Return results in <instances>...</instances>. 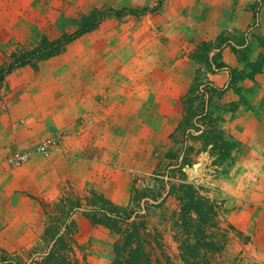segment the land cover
Wrapping results in <instances>:
<instances>
[{"label":"rangeland","instance_id":"374dc122","mask_svg":"<svg viewBox=\"0 0 264 264\" xmlns=\"http://www.w3.org/2000/svg\"><path fill=\"white\" fill-rule=\"evenodd\" d=\"M60 3L21 0L4 12L14 28H0V68L19 64L0 80V264H125L115 262L118 214H145L153 241L143 264H264V165L253 168L242 142L264 115V0L218 11L185 0H63V12ZM80 30L58 54L34 51ZM124 53L133 79L179 62L181 86L140 91L136 78L99 92L113 99L102 107L83 86L63 89L96 58L123 82ZM96 110L114 116L93 124L99 146L65 162V138L93 142L85 127Z\"/></svg>","mask_w":264,"mask_h":264},{"label":"crops","instance_id":"0c3cea01","mask_svg":"<svg viewBox=\"0 0 264 264\" xmlns=\"http://www.w3.org/2000/svg\"><path fill=\"white\" fill-rule=\"evenodd\" d=\"M21 0H0V28L11 30L14 28L13 23H9L7 20V17L5 16L4 12L7 10L11 11H19V3ZM184 0H174V3H180L182 4ZM189 5H195L199 4L201 7H205L208 10L212 11H218V10H226L228 7H237L244 5L245 0H185ZM60 11L63 12V0H60ZM103 3V2H102ZM99 2V4H102ZM183 5V4H182ZM200 8V7H199ZM203 9V8H201ZM12 21V19H11ZM261 30L264 32V25H262ZM13 32V31H12ZM178 44V43H177ZM129 46V45H128ZM131 48V46H129ZM226 51V50H224ZM114 53V52H113ZM120 58L119 55L115 54L112 57L113 59ZM110 59V58H109ZM132 60L131 54H125L122 60L118 61L120 62L118 64V67L123 69L125 71V75L128 77L124 78L123 82H116V78L114 77L116 75V68L113 67L115 63H112L108 61L106 63L107 66L100 68L99 67V58L94 59L92 66L90 69L81 68L79 69L80 72L77 73L74 80L67 79L65 80L63 89L65 91L73 90V88L82 87L83 89L87 88L88 90H91L93 92V96H97V99L91 101V104H95L94 106L102 107L104 104L105 106H114L113 99L112 98H104L102 100H99L98 97L100 96L99 92L103 91H109L119 89H124L126 87L131 88V84L136 82V78H139V81L136 82L137 85H139L140 91H159L161 88H165L166 86H171L172 89L176 88L178 86H181V75H184V69L179 65V62L173 61L170 65L165 64L163 61L160 63H156V67L153 68V74L152 78L150 79H142L140 76L148 75L149 72H147L146 68L137 69V73L140 74L139 77H135L133 79V68H131L130 62ZM130 65V66H129ZM112 75V78L110 77ZM150 75V74H149ZM144 78V77H143ZM215 78V77H213ZM258 83L261 85V88L263 89V95H264V77L262 73H258ZM227 85V83H225ZM130 85V86H129ZM262 95V94H261ZM68 97V95H66ZM135 101V100H134ZM140 101V100H139ZM63 108L65 107L66 110L64 112L68 114V111L70 108H72L71 101H69L66 97L64 99ZM70 107V108H69ZM72 110V109H71ZM70 110V111H71ZM73 111V110H72ZM100 110H96L93 112V119L91 123H89L85 128H89V130L92 131V134H95V138H93V142H85L83 145L80 146V143H76L73 141L72 138H65L63 140V160L65 162L70 161L71 158L77 149H84L86 146L89 148L91 146H99L96 141L100 140V137L98 133L94 132L92 130V127L95 122H99L102 119L106 120L107 123L111 122L114 119V116L110 115V111L107 112V114L100 115ZM77 112V111H76ZM75 112V113H76ZM74 114V117L76 118V114ZM255 123H258L257 130L254 131L251 134V138H244L243 139V146L246 145L245 151L243 150V154L249 155L252 157V164L253 168L259 169L260 166L264 165V115L260 117L259 120L254 119ZM69 128L74 127V125H69ZM84 142V140L82 141ZM91 149V148H90ZM262 168V167H261Z\"/></svg>","mask_w":264,"mask_h":264},{"label":"trees","instance_id":"16d2710c","mask_svg":"<svg viewBox=\"0 0 264 264\" xmlns=\"http://www.w3.org/2000/svg\"><path fill=\"white\" fill-rule=\"evenodd\" d=\"M94 25L95 24H92V26L90 27H93ZM83 32L84 30L76 31L75 33L69 35H63L52 41H49L46 37H43V42L46 43V46L42 48L35 47L34 51L37 53L38 57L42 59L49 58L55 54L60 53L70 41L75 39L78 35H80ZM29 59L30 58L25 59V57L23 56H19L18 58L20 64L25 63ZM16 62L17 60L15 58L13 62H10L8 64L7 68H5L4 66L0 68V80H2L4 76L8 72H10L12 68L19 65ZM204 116H206V114H204ZM184 187L187 190H191L189 184L184 185ZM169 193L170 190L167 192V194ZM190 208H191L190 204L182 202L181 212L186 217L191 214ZM118 215L119 216L117 217L114 216V218L124 223L126 226H125V235L121 240L117 241L114 245V251L116 253L115 262L116 260L119 259V262L122 263V260H120L121 258L123 259V262L125 264H143L142 260L143 258H145V254H147L144 247L145 245L150 244L153 241L150 240V238L148 237V233L146 232L145 229V219H144L145 214H124V215L118 214ZM190 237H191L190 231L188 230L186 233V240H188ZM49 256L50 257L55 256L58 259L59 258L58 251H55L53 248H51L50 251L48 252L47 258ZM188 257L192 258V255L188 254ZM145 259L148 260V257H146ZM60 260H61L60 264H69L65 262L64 258L63 260L60 258ZM191 264H198V263H191Z\"/></svg>","mask_w":264,"mask_h":264}]
</instances>
